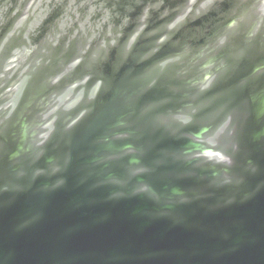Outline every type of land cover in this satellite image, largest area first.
I'll return each instance as SVG.
<instances>
[{
    "label": "water",
    "instance_id": "obj_1",
    "mask_svg": "<svg viewBox=\"0 0 264 264\" xmlns=\"http://www.w3.org/2000/svg\"><path fill=\"white\" fill-rule=\"evenodd\" d=\"M0 264H264V0H0Z\"/></svg>",
    "mask_w": 264,
    "mask_h": 264
}]
</instances>
